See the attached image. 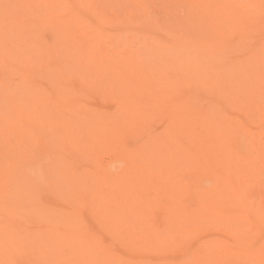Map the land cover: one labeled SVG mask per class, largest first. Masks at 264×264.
Here are the masks:
<instances>
[{
	"label": "rangeland",
	"instance_id": "rangeland-1",
	"mask_svg": "<svg viewBox=\"0 0 264 264\" xmlns=\"http://www.w3.org/2000/svg\"><path fill=\"white\" fill-rule=\"evenodd\" d=\"M128 101L146 120L125 135L136 144L169 123L176 105L193 106L195 115L175 119L173 137L137 147L152 144L147 156L155 161L166 158L162 150L201 148L222 152L223 162L220 139H232L235 157L224 171L264 206V0H0V202L16 193L0 205V252L7 251L0 264L132 259L97 222H120L147 202L144 192L122 186L120 139L99 122L113 121ZM38 163L50 164L52 184L34 181L30 168ZM67 176L74 182L66 185ZM246 216V237L264 235ZM73 219L92 236L88 250L71 231ZM23 248L28 255L20 257Z\"/></svg>",
	"mask_w": 264,
	"mask_h": 264
},
{
	"label": "bare ground",
	"instance_id": "bare-ground-1",
	"mask_svg": "<svg viewBox=\"0 0 264 264\" xmlns=\"http://www.w3.org/2000/svg\"><path fill=\"white\" fill-rule=\"evenodd\" d=\"M254 1L258 4L260 0ZM218 94L220 95L218 106L223 107L219 112H225L226 102L222 99V94ZM240 103V100L237 101V104ZM120 105L122 110L115 112L116 117L113 121L101 116L99 122L103 123L104 127L114 128L112 134L117 140L120 139L124 157L121 161L122 186L127 185L135 191L144 192L145 194L142 193L141 196L145 195L147 202L144 207L131 211L132 215H124L120 222L116 221L118 217L97 220L98 226L118 244L122 255L128 254L132 258L127 262L120 257L117 264H264V235L258 233L254 240L246 237V232L250 228L246 215L253 216L254 228L259 232L261 227L264 228V206L251 203L245 191L239 185H235L232 172L224 171L235 157L232 139H220V145H224L222 149H225L223 155H226L223 162L219 161L222 152L200 153L201 148H197L193 153L181 148L176 154H172L170 150H162L161 154L166 158L155 161L154 157L147 156L152 144L137 146L154 140L155 136L173 137L178 122L185 121L189 115H195L196 109L189 104L176 105L175 117L169 116V123L152 137L148 135L145 141H138L136 144L130 143L131 140L127 142L125 135L133 128H135L133 131L144 128L142 123L146 120L142 121L143 111L129 101ZM85 116L77 117L75 122L84 124ZM89 121L94 122L93 119ZM218 127L219 124L214 123L212 131L216 132ZM132 159H138L141 163L130 166ZM155 162L161 166L160 171L154 176L152 174L146 176L144 171ZM49 166V163H38L30 168L32 178L40 187L53 182V178L48 179L46 175ZM138 168L140 170L143 168L142 176H138ZM61 179L66 185L74 182V176ZM157 181L155 185L154 182ZM61 186L63 187V184ZM107 189L113 188L107 186ZM73 191L74 194L78 193L77 186ZM15 194L6 193L0 205L8 204L9 200L14 199ZM61 219L67 220L64 216ZM70 227L71 231L77 234L78 242H89L85 246L88 250L92 236H84L78 219L70 221ZM192 243L195 244L190 245ZM25 249L30 253L34 252L30 248ZM25 249H20V257L28 255L24 252ZM6 253L7 251L3 254L2 250L0 255ZM143 254H148L149 257L143 256V259L141 257ZM42 255L46 256L44 252ZM41 260L44 262L40 263L49 264L46 257Z\"/></svg>",
	"mask_w": 264,
	"mask_h": 264
}]
</instances>
